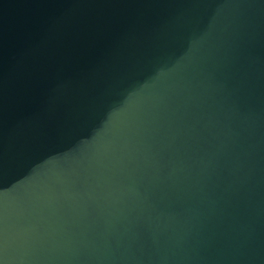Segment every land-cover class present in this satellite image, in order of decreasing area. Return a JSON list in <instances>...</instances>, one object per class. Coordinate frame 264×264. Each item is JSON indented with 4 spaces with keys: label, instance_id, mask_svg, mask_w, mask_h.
Wrapping results in <instances>:
<instances>
[{
    "label": "water",
    "instance_id": "water-1",
    "mask_svg": "<svg viewBox=\"0 0 264 264\" xmlns=\"http://www.w3.org/2000/svg\"><path fill=\"white\" fill-rule=\"evenodd\" d=\"M0 264H264V0H0Z\"/></svg>",
    "mask_w": 264,
    "mask_h": 264
}]
</instances>
